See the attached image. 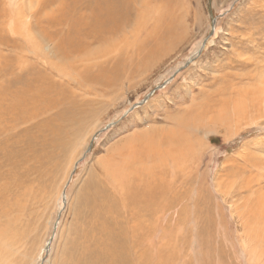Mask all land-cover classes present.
<instances>
[{"label":"rangeland","instance_id":"obj_1","mask_svg":"<svg viewBox=\"0 0 264 264\" xmlns=\"http://www.w3.org/2000/svg\"><path fill=\"white\" fill-rule=\"evenodd\" d=\"M125 1L0 0V22L5 25L0 33V54L11 53L13 42L20 40L31 43L29 49L32 45L40 46L42 56L49 64L59 61L60 54L67 55L69 50L67 52L66 48L80 47V51L68 59L79 58L83 55L81 48H86L91 54L83 55L82 60H87L84 61L87 70L93 68L83 80L76 75L82 68L72 70L70 78L73 80H64L75 95L70 103L76 106L78 102L80 108H85L86 115L71 127L65 121L57 120L62 112L60 107L45 110L44 114L43 106L39 105L31 110V113H40L39 118L18 127L22 133L20 149L10 153L12 158L0 161V229L5 231L4 238L0 237V264H108L100 254L98 261V254L89 249V242L80 233L83 223L88 221L83 215L91 207L96 181L102 183L104 177L101 162L109 158L121 140H151L149 129L167 126L168 118L189 107L193 98L199 101L209 95L213 102L218 101L222 96L218 91H212L217 88L223 91L224 85L229 86L224 96L227 97L225 109L230 123L224 122L212 134H201L206 155L197 159L190 172H195L192 179H198L190 181L194 190L190 197H196L200 190L204 196H209L203 198L207 201L200 196L198 205L202 204L199 207L203 208V215H211L212 220L190 217L185 229L175 232L178 239L173 235L174 242L177 241L175 254L180 259L174 264H237L234 260L246 264L243 256L237 255L232 248L237 234L243 230L241 222L232 216L234 206L231 209L230 205L243 211L248 196L249 199L251 195L255 196L245 188L247 180L252 175L264 179V0L151 1L150 6L161 7V13L170 6L176 21L182 19L185 27V32L177 31V39L171 48L166 45L167 51L151 57L150 54L145 56L149 48L144 50L142 45L151 41H147L135 22H131L137 18L135 4L139 0H132L133 4L127 0L123 7ZM119 6L125 8L123 23L128 24L123 28L125 35L103 45L101 41L114 31ZM136 30L140 31L138 42L133 38ZM100 50L108 53L93 56ZM35 54L28 51V59L34 60ZM123 56L128 57L124 59ZM79 66L82 64L77 68ZM35 68L50 73V67L40 62ZM28 80L31 85L36 84L32 74ZM9 82L16 85L13 90H20L25 78L10 77ZM38 88L46 96L58 98L57 93L42 84ZM238 98H241L239 102ZM57 124L61 134L54 138L53 144L48 135L50 130L57 129ZM15 161L22 168L17 170L18 175L13 176V183L9 182L4 192V183L14 170ZM198 165L199 170H196ZM232 178L235 181L232 186L229 180L230 190L226 182ZM220 180L223 183L218 190L219 197L214 192ZM16 182L23 183L24 187L17 190ZM174 185L178 186L175 191L184 187L180 182ZM257 188L264 190V182L251 184L252 190ZM226 198L229 203H222ZM18 202L20 210L16 209ZM223 209L224 213H219ZM211 226L213 228L202 239L201 231ZM205 246H208L206 250ZM221 247L228 253L232 251L231 258L227 256L223 260L216 255ZM239 247L240 250L236 248L243 253ZM185 258L187 260L182 262Z\"/></svg>","mask_w":264,"mask_h":264},{"label":"bare ground","instance_id":"obj_2","mask_svg":"<svg viewBox=\"0 0 264 264\" xmlns=\"http://www.w3.org/2000/svg\"><path fill=\"white\" fill-rule=\"evenodd\" d=\"M126 1L124 4L122 2L123 7L127 5ZM131 1L132 0H130V2ZM151 1L156 2L157 0H139V3L136 2L135 11L137 18L131 21L132 23L135 22L137 29L141 30L145 39L151 41V43L143 42L142 44L144 50L149 48V53L145 54V56H149L148 54H150V57L162 54V52L171 48L174 44L173 41L177 39L178 30L181 29V31L185 32L183 20L179 19L176 21L177 18L174 16V11L170 6L167 7L166 11L161 13V7L157 5L150 6ZM132 9H134L133 6ZM124 19L125 8L119 6L118 9H116L115 26L112 32V34H115L107 35L103 41H101L103 45H108V41L112 42L122 34L125 35L123 28L128 26V24L123 23ZM118 21H121L120 24H118ZM4 29V23L0 22V33H2ZM118 29L119 32H117ZM138 30L133 34L134 41L136 42H138L136 40L137 38H141L137 35L140 32ZM111 31L109 30L108 33H111ZM29 44L31 43L17 40L13 42V50L11 53L0 54V161H3L6 157L12 158L10 153H12L13 150L20 149L22 133L18 130V127L24 122H33L39 118L40 113H31V110L38 108L39 105L43 106L44 114L46 113L45 110L60 107L62 112L56 117L57 120L65 121L67 125L71 127L79 121L81 116L83 117V115H86L85 108H80L78 102L76 106L70 103L71 100L75 98V95L64 80L68 82H70V79L73 80L70 78L73 74L72 70L77 71L80 68L82 69L78 70L76 75L81 77V80L91 74L90 71L93 68L90 71L89 69L87 70L86 64L84 63V61L87 60H82L83 55L91 53L87 51L86 48H81L83 55L79 56V58H75V60H69L68 58L71 57L72 54L76 51H80V47H75V49L71 46L70 49H65L66 51L69 50L67 55L65 53L59 55L58 58L60 62L50 61L48 64L42 56V48L38 45H32L29 49ZM166 45H170V47L167 49ZM204 45L205 43H203V46ZM28 51L36 53L34 60L28 59ZM102 53L108 52L101 51L93 56ZM123 57L126 59L128 56ZM131 60L134 61V59ZM39 62L43 64V66L50 67L48 69L50 73L46 74L44 71L35 68L36 65H39ZM80 64H82V66L77 68ZM31 74L34 76L36 83L34 86L31 85L30 80H28V76ZM16 76L25 78L24 86L20 90H13L16 85L9 82L10 77L14 78ZM97 79L95 78L94 80L97 81ZM39 84H42L47 90L57 93L58 98L53 99L46 96L43 90L38 88ZM106 84L108 85L109 82ZM222 87L225 88L223 91L220 90V88L212 91V93L218 91L217 93L222 96H220L221 99H218V101L213 102V99L209 95L203 96L199 101L193 98V102L189 107L183 108L179 114L172 115L168 118L167 126L152 127L149 129V131H152L151 140L145 138H139L135 142L126 139L121 140L120 143L116 145V149L111 152L109 158L101 162V171L104 177L102 178V183L98 180L96 181L94 194L91 197L92 202L90 200L91 207L89 212L83 215L85 219L88 218V221L83 223V227L80 230L82 238L89 242V249L98 254V261L100 254L105 257L108 264H174L180 259V257H178L179 255L175 254V246H177L178 241L175 237V232H180L182 229L184 230L190 217L206 220L212 218L211 215H206L207 213L203 215V208L199 207L202 206V204L198 205L199 197L201 196L203 200V198L208 195L204 196L202 190H200L197 191L198 194H196V197H190L191 192L194 191L192 190L193 187L190 181L197 179V177L192 179L194 178L193 175L195 172L191 174L190 172L192 171L191 169L194 168L193 165L197 159L205 157L206 155L205 152L207 149L205 141L200 139L201 134L208 135L215 131L217 132L218 129L225 124L224 122L228 123L231 120L230 116H227L228 114L225 109L227 107V97L224 96L226 88H229V86L224 85ZM261 90H263V88ZM240 99L241 98H238L237 102H239ZM39 102H41L42 105ZM56 128L57 129L50 130L48 135L50 140L53 139V144L55 142L54 138L61 134V127L59 124L56 125ZM37 158L39 157L37 156L36 159ZM7 162L9 161L7 160ZM199 167L200 165L196 166V170ZM21 168L22 165L15 161L14 170L9 174L10 176L7 182L4 183V192L9 186V182H11V184L13 183V176L18 175L19 171L17 170ZM29 169L32 171L30 165ZM29 169L27 168L26 174L29 173ZM40 170H42V168L39 169L38 172ZM15 171L17 172L15 173ZM231 176L235 177V173H232ZM24 177L26 178V176ZM252 177L247 180L248 184H245V188L247 187V190L254 193L255 196L251 195L250 199L248 196V200L243 204L244 212L238 210L236 205H230L231 209L233 208L232 205L234 206L232 209V216L241 222L243 230V233L237 234L232 248L237 255H240V257L243 256L242 258H244L246 264H264V190L262 188H257L256 190L251 189V184L255 182L260 183L261 181L264 182V179L255 175L253 178ZM203 180L206 181L205 179ZM225 180L227 179L225 178ZM229 180L232 181L231 185L233 186L235 178L228 179V182H226L228 183L226 185L230 186L231 190ZM175 182H180L184 187L180 188V190L178 189L179 191H175L176 188H178L177 185H174ZM219 182L221 183H218V187L215 186V183L213 184L216 192H214V194L218 196L220 195L218 190L223 181L220 180ZM16 183L17 190L24 187L23 183ZM203 185V190L206 191ZM238 194H240V192L236 193L237 196H240ZM189 198L190 201L188 200ZM192 201L194 202L193 206H191ZM222 201V203H229L227 198ZM16 209H21L20 202L16 204ZM17 213L19 214V211H17ZM219 213L223 214L224 209L220 210ZM212 228L213 226H211L210 229L202 230L200 233L201 238L203 239L204 235L208 234ZM3 230L0 229V237L4 236L5 231L3 232ZM10 235L11 234H9V236ZM173 235L174 239L177 240L175 242L173 240ZM164 238L168 240L163 241ZM116 240L118 242H116ZM239 240L241 241V245L239 244V246L242 247L243 253L238 251L240 248L237 245ZM183 243L186 242L183 241ZM224 247H221L216 254L223 260L232 252L229 251L230 253H228L226 251L227 249L225 250ZM236 247L239 248L237 249ZM82 248L87 249L84 246H82ZM207 248L208 246H205V250ZM175 256H177V258H175ZM232 256L234 257V253ZM92 257L94 258V256ZM185 260L187 259L185 258L182 262ZM234 262L237 264L239 263L235 260ZM183 264L187 263L184 262Z\"/></svg>","mask_w":264,"mask_h":264},{"label":"water","instance_id":"obj_3","mask_svg":"<svg viewBox=\"0 0 264 264\" xmlns=\"http://www.w3.org/2000/svg\"><path fill=\"white\" fill-rule=\"evenodd\" d=\"M214 22H215V20H214ZM198 54H200V51L198 52ZM112 125H109L108 127H111ZM91 148H92V145H91V147H89V149H88V151L87 152H89L90 150H91Z\"/></svg>","mask_w":264,"mask_h":264}]
</instances>
